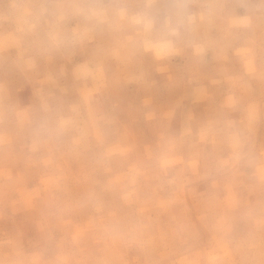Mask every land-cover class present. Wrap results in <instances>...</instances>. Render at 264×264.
Returning a JSON list of instances; mask_svg holds the SVG:
<instances>
[{"label":"rangeland","instance_id":"rangeland-1","mask_svg":"<svg viewBox=\"0 0 264 264\" xmlns=\"http://www.w3.org/2000/svg\"><path fill=\"white\" fill-rule=\"evenodd\" d=\"M0 264H264V0H0Z\"/></svg>","mask_w":264,"mask_h":264}]
</instances>
